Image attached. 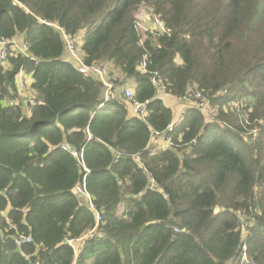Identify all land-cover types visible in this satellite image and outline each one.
Returning a JSON list of instances; mask_svg holds the SVG:
<instances>
[{
    "label": "trees",
    "instance_id": "trees-1",
    "mask_svg": "<svg viewBox=\"0 0 264 264\" xmlns=\"http://www.w3.org/2000/svg\"><path fill=\"white\" fill-rule=\"evenodd\" d=\"M146 13L165 32L138 28ZM17 36L0 62V264H239L243 243L264 264V0H0V39ZM167 96L186 102L171 130Z\"/></svg>",
    "mask_w": 264,
    "mask_h": 264
},
{
    "label": "built area",
    "instance_id": "built-area-1",
    "mask_svg": "<svg viewBox=\"0 0 264 264\" xmlns=\"http://www.w3.org/2000/svg\"><path fill=\"white\" fill-rule=\"evenodd\" d=\"M149 21H150V24H145L144 22H139L138 21L136 23V26L138 28H140V29H143V30H148L149 29V30L158 31L160 33L165 32V28H164L163 22L161 20H159L157 17L150 16V20ZM142 23H144L145 25H143ZM63 38L65 40L66 50L69 53V55L72 57L73 63L77 62V65L75 66L77 68V70L79 72L83 73V74H90V75H93V76H96V77L100 78L102 81H104V83L107 86V88H110V84L105 80L106 74L108 72L107 67L105 65L85 64V63H83V61H81V58L78 56V54L76 52L74 39L70 38V37H67L64 34H63ZM15 46H17V45H16V42H15L14 39H12V40L0 39V62H2L5 59V57H6L7 48H10V47L13 48ZM17 80H18V84H19L20 97L22 99L26 98L27 102H28V98H30L31 103H33V101L31 100L32 97L29 96L28 88H25V89L21 90L24 87V84H23V81H22V76L19 75ZM124 95L127 98L131 99L132 96H133V90L131 88L126 87L124 89ZM131 106H132V109H133L134 113H137V114H140V115H143L145 113V107H146L145 103L134 101ZM184 108L185 107L182 106L181 109H179L178 114L175 117L180 115L183 112ZM173 123L174 122L172 121V123L168 126L167 130H171L172 129ZM156 133H157L156 136H157L158 139H155V140H158V141L162 142L163 141V134L158 133V132H156ZM153 142H154V140H153ZM73 154L76 155L75 152H73ZM75 191L78 194L84 195L86 197V199H88L89 206L92 207V204L90 202L89 194L85 191V189H84V187L82 185L76 186ZM86 235H93V229L88 231ZM244 235L245 234L243 232L242 233V237L243 238H244ZM80 239H81V237L76 239L75 241H80ZM26 242H32L31 237L28 236V235L19 234L18 237L16 238V243L18 245L26 243ZM67 242L69 244L72 243L71 239H68ZM241 249H242V253H241L240 260H239V264H246L247 261H248V255H247V252H246L245 243L241 244ZM235 263H236V261L233 264H235ZM33 264H38V262L36 261Z\"/></svg>",
    "mask_w": 264,
    "mask_h": 264
},
{
    "label": "crops",
    "instance_id": "crops-1",
    "mask_svg": "<svg viewBox=\"0 0 264 264\" xmlns=\"http://www.w3.org/2000/svg\"><path fill=\"white\" fill-rule=\"evenodd\" d=\"M145 18L147 21L145 20ZM149 20H150L149 13H146L139 22H144L146 24H150ZM15 42H16V45H18V44L20 45L21 44L20 43L21 42V36L15 37ZM81 42H82V35H79V43H81ZM78 50H79V47H78ZM20 51H24V49H21ZM111 69L114 71V69L112 67H111ZM126 87H131L133 89L134 84L129 81L127 84L119 87V90H124ZM163 99H164V102L173 109V111L181 109L182 104H186L185 99L178 100L177 98H174L171 96L164 97ZM127 105H128L127 107H128L129 113L132 115L135 114L133 109H132V106H130V104H127ZM178 117H179V115L173 119V122H175L178 119Z\"/></svg>",
    "mask_w": 264,
    "mask_h": 264
},
{
    "label": "rangeland",
    "instance_id": "rangeland-1",
    "mask_svg": "<svg viewBox=\"0 0 264 264\" xmlns=\"http://www.w3.org/2000/svg\"><path fill=\"white\" fill-rule=\"evenodd\" d=\"M145 20H146V18H145ZM146 21H147V20H146ZM142 24L145 25L146 23H145V24L142 23ZM19 46H20V47H19ZM17 49L21 50V49H23V46H21V44H20V45L18 44V45H17ZM78 56H79V55H78ZM74 65L76 66V65H77V62H75Z\"/></svg>",
    "mask_w": 264,
    "mask_h": 264
},
{
    "label": "water",
    "instance_id": "water-1",
    "mask_svg": "<svg viewBox=\"0 0 264 264\" xmlns=\"http://www.w3.org/2000/svg\"><path fill=\"white\" fill-rule=\"evenodd\" d=\"M163 98H164V97H163ZM241 230H242V231H241V234H242V233L244 232V229L242 228Z\"/></svg>",
    "mask_w": 264,
    "mask_h": 264
}]
</instances>
